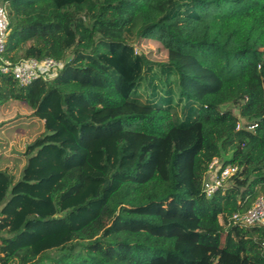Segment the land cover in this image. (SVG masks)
<instances>
[{"label":"trees","instance_id":"16d2710c","mask_svg":"<svg viewBox=\"0 0 264 264\" xmlns=\"http://www.w3.org/2000/svg\"><path fill=\"white\" fill-rule=\"evenodd\" d=\"M0 1L6 58L66 61L0 71V106L44 120L0 169V264H264V227L232 219L264 194V0ZM216 158L239 170L208 197Z\"/></svg>","mask_w":264,"mask_h":264},{"label":"built area","instance_id":"2783aa9c","mask_svg":"<svg viewBox=\"0 0 264 264\" xmlns=\"http://www.w3.org/2000/svg\"><path fill=\"white\" fill-rule=\"evenodd\" d=\"M9 21L7 18V7L0 5V71L4 74H12L16 80L23 85L31 84L33 81L43 78H53L65 66V60H58L53 57L25 58L13 62L5 57L6 42L8 35ZM254 126H250L253 128ZM239 170L237 165L228 164L224 166L222 162L214 159L208 169L204 179L203 192L211 197L221 187L224 186L234 174ZM232 219L245 227H264V197H259L254 205L244 213L237 212Z\"/></svg>","mask_w":264,"mask_h":264},{"label":"rangeland","instance_id":"374dc122","mask_svg":"<svg viewBox=\"0 0 264 264\" xmlns=\"http://www.w3.org/2000/svg\"><path fill=\"white\" fill-rule=\"evenodd\" d=\"M136 47L139 50L142 49L152 59L166 60V54L159 50L157 44H139ZM224 108H231L236 114L239 113L238 107L233 104H227ZM241 124H244V121ZM43 131V122L32 115V109L26 103L13 100L0 106V168H7L6 165L10 164L17 180L23 164V160L17 153L24 152L26 146L34 142ZM22 156L25 155L22 154ZM260 197H264V194ZM83 244L85 243H71L62 249L49 252L48 256L54 257L60 252L80 249Z\"/></svg>","mask_w":264,"mask_h":264},{"label":"crops","instance_id":"0c3cea01","mask_svg":"<svg viewBox=\"0 0 264 264\" xmlns=\"http://www.w3.org/2000/svg\"><path fill=\"white\" fill-rule=\"evenodd\" d=\"M42 122H43V124H44V120H41ZM16 153L17 152H19V151H15ZM18 154V157H20L22 160H23V164H22V168H23V166L26 164V160H27V157L26 156H22V154H24V152H22V153H17ZM6 167L7 168H0V169H7L9 172H11V173H13V171L11 170L12 169V166L9 164V165H6ZM14 174V173H13ZM20 176H18V178H19ZM0 237H2V238H7V237H10V235L9 234H7V233H4V232H2V231H0Z\"/></svg>","mask_w":264,"mask_h":264},{"label":"water","instance_id":"95a60500","mask_svg":"<svg viewBox=\"0 0 264 264\" xmlns=\"http://www.w3.org/2000/svg\"><path fill=\"white\" fill-rule=\"evenodd\" d=\"M19 153H21V152H19Z\"/></svg>","mask_w":264,"mask_h":264}]
</instances>
